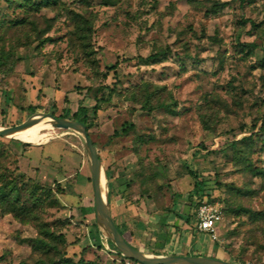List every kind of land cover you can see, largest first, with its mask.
I'll return each instance as SVG.
<instances>
[{
    "label": "rangeland",
    "instance_id": "rangeland-1",
    "mask_svg": "<svg viewBox=\"0 0 264 264\" xmlns=\"http://www.w3.org/2000/svg\"><path fill=\"white\" fill-rule=\"evenodd\" d=\"M74 13L93 23L90 55ZM0 24V49L14 60L0 73V127L37 112L75 119L86 105L110 214L131 245L264 264V0H0ZM111 66L115 93L94 112ZM147 83L162 88L151 103L174 113L141 108ZM56 134L42 144L0 137V182H16L29 205L31 191L42 202L35 219L0 205V264H40L43 227L63 236L75 262L140 264L101 236L81 140L68 128ZM212 199L224 217L216 237H204L196 203ZM177 213L189 220L176 226ZM183 229L194 233L191 247ZM166 234L169 251L153 249Z\"/></svg>",
    "mask_w": 264,
    "mask_h": 264
},
{
    "label": "trees",
    "instance_id": "trees-1",
    "mask_svg": "<svg viewBox=\"0 0 264 264\" xmlns=\"http://www.w3.org/2000/svg\"><path fill=\"white\" fill-rule=\"evenodd\" d=\"M49 0H46L48 3ZM54 3L57 0H50ZM87 3L90 0H85ZM103 3L106 4H112L115 2V0H102ZM35 8L39 9V4H35ZM73 19L75 22V38L76 40L81 44V47L83 50L90 55L92 52L91 50V37L94 32L93 29V23L91 19L79 14L74 13ZM1 25V24H0ZM14 60L12 57V54L10 51L5 50L4 48L0 49V73L4 72V70L8 67L11 68L13 66ZM11 65V66H10ZM115 66H111L107 68V70L103 73V79L104 82L102 84V94L100 97H96V104L93 106V111L97 112L98 109H100L101 105L109 103L112 100V97L115 93V86L114 84L107 83V80L109 78H115L116 77V70ZM151 84H145L144 85V91H145V98L143 100V105L141 108L143 110L152 111L156 108H162L166 111H170L172 113L175 112V110L165 102H160L157 105H153L151 103V100L162 90V88L154 87V90H149ZM133 99L137 101L136 95L133 94ZM74 118L80 122H82L86 127L87 130L89 128V108L81 104L78 107V110L74 113ZM260 128L262 129V133L258 137L262 149H264V122H262ZM244 142H248V140H253V136L250 135L248 137H244L242 139ZM246 148H249V144H246ZM246 151L242 148H238L236 146V162L237 164L244 163L247 158H245ZM250 166V164H249ZM249 169H251L249 167ZM256 174L257 175H263L264 176V168H256ZM3 178L0 176V181H2ZM28 198L31 202L29 205V202L27 200H23L22 198V191L19 189V186L16 182H13L12 180L6 181V182H0V205L7 208L11 212L17 211L20 215L24 217H31L36 218L37 217V210L41 206L42 202L39 200L37 194H35V191H31L28 194ZM215 202L214 199L209 200ZM189 219L186 218V221ZM115 222V221H114ZM119 232L123 235L124 232L120 229V227L115 222ZM43 233L46 238H38L36 239L35 247L41 253V260L40 264H97L94 261L90 262H83L82 259H80L78 262L73 261L69 256H66V253L64 250L60 248V244L64 242V238L61 235H56L53 232H51L48 228L43 227Z\"/></svg>",
    "mask_w": 264,
    "mask_h": 264
},
{
    "label": "water",
    "instance_id": "water-1",
    "mask_svg": "<svg viewBox=\"0 0 264 264\" xmlns=\"http://www.w3.org/2000/svg\"><path fill=\"white\" fill-rule=\"evenodd\" d=\"M42 117L49 118L50 120H53L58 123L60 126L68 128L71 134L78 136L81 140L82 146L84 147V150L87 153L90 164L97 222L99 224V220H102L105 223L114 246L121 252L123 256L128 259L134 260L140 264H238L232 261L210 256L152 255L146 254L136 249L119 232L111 217L109 210L108 186L105 196L102 192L101 174H103L105 177L106 175L98 153V148L93 143L90 134L87 130V127L82 122L76 119L59 117L52 113L37 112L19 125L5 127L1 129L0 137L7 136L13 131L24 129L35 121L41 119Z\"/></svg>",
    "mask_w": 264,
    "mask_h": 264
},
{
    "label": "bare ground",
    "instance_id": "bare-ground-1",
    "mask_svg": "<svg viewBox=\"0 0 264 264\" xmlns=\"http://www.w3.org/2000/svg\"><path fill=\"white\" fill-rule=\"evenodd\" d=\"M63 128L66 127L60 126L58 123H56L53 120H50L49 118L42 117L41 119L29 125L28 127L21 130L13 131L9 133L7 136L10 138L22 140L26 143L42 144L46 139L49 140L51 138L54 137L56 138L60 136L62 133L56 134L57 130ZM1 129L3 128L0 127V130ZM101 186H102L103 195L105 196L107 191V183H106V177L103 174H101ZM98 225L101 236L107 241L111 239L110 233L105 223L102 220H99Z\"/></svg>",
    "mask_w": 264,
    "mask_h": 264
},
{
    "label": "built area",
    "instance_id": "built-area-1",
    "mask_svg": "<svg viewBox=\"0 0 264 264\" xmlns=\"http://www.w3.org/2000/svg\"><path fill=\"white\" fill-rule=\"evenodd\" d=\"M196 228L199 232L216 237L218 224L224 217L223 206L219 202L209 200L196 203Z\"/></svg>",
    "mask_w": 264,
    "mask_h": 264
},
{
    "label": "crops",
    "instance_id": "crops-1",
    "mask_svg": "<svg viewBox=\"0 0 264 264\" xmlns=\"http://www.w3.org/2000/svg\"><path fill=\"white\" fill-rule=\"evenodd\" d=\"M181 217H183V216H181V214H179V213H177L176 214V222H174V224L176 225V226H180V223L181 222H184L185 223V221H186V218L187 217H183L184 219H185V221L183 220H181L180 218ZM177 221H180V223L179 222H177ZM167 222H170V221H167ZM187 222V221H186ZM129 224V223H128ZM130 225V224H129ZM138 226H139V223H138ZM137 229H139V228H137ZM137 229L135 230V234H137ZM183 231L184 232H180V236H179V238L181 239V236H184V238L186 239L187 238V240L186 241H188L189 242V246L191 247L192 246V241L194 240V238H195V236H194V233H192V231H190V230H185V229H183ZM134 232V231H133ZM132 233V231H130V234ZM160 235H161V233H159ZM199 234H202L204 237L205 236H208L207 234H205V233H202V232H199ZM126 238V237H125ZM127 239V238H126ZM127 241H128V239H127ZM129 242V241H128ZM133 246V245H132ZM169 247V244H168V241H167V234L165 235V237H163V236H159V240H158V242L156 243V245H154V248L153 249H157V250H159V251H161V252H163V251H169L167 248ZM176 248V251H171V253H175V254H177V255H181L182 254V252H181V248H180V245H178L177 247H175ZM163 255V254H162Z\"/></svg>",
    "mask_w": 264,
    "mask_h": 264
}]
</instances>
